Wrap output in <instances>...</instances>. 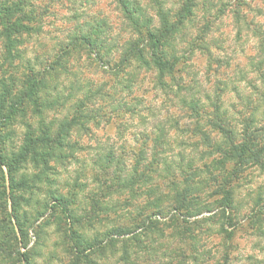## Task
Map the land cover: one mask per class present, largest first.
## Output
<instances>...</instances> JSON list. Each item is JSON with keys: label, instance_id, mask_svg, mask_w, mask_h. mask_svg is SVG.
I'll list each match as a JSON object with an SVG mask.
<instances>
[{"label": "rangeland", "instance_id": "1", "mask_svg": "<svg viewBox=\"0 0 264 264\" xmlns=\"http://www.w3.org/2000/svg\"><path fill=\"white\" fill-rule=\"evenodd\" d=\"M77 1L34 0L35 7L43 11V33L31 40L25 37L26 46L20 48L29 60L37 56L46 59L54 57L58 45L67 43L76 28L83 26L87 30L96 24L104 25L103 37L112 48L110 65L106 66L107 59L97 62L81 52L67 61L68 72L59 77L58 89L65 96L74 90L71 85L76 86L73 91L76 98L70 100V107L77 100H83L89 89L96 97L89 104V108L97 113L96 120L89 124V133L82 131L70 137L75 152L67 151V155H61L60 160H52L46 171L28 164L16 175L17 181L27 179L30 184L28 191L18 193L22 192L23 201L30 204L27 206L23 202L22 208L28 211L29 223L35 228L30 233V246L39 242L42 245L34 256L35 264H73L71 243L66 236L73 224L52 211L56 199L70 202L69 209L82 221L80 228L75 226L76 230L85 233L84 239L90 241L112 229H130L132 234L126 235V238L133 237V230L138 225L143 227L140 208H147L146 213L152 216L154 209L147 205L149 201L155 203L159 197L163 200L161 214L153 219L159 222L161 233L142 238L143 245L153 249V253H138L136 247L131 248L134 264H264V170L257 165H247L223 187L231 194V205L227 210L222 209L225 194L214 196L215 183L204 194H196L201 197L199 204L194 203L187 210L176 208L173 199H168L173 196L169 192L172 179L169 173H163L161 177L155 175L153 186L161 190L155 195L148 194V187L134 194L129 189L123 193L106 194V190L102 189L105 182L111 185V181L117 179L116 175H120V182L126 181L128 172L131 173L138 164V156L144 151L146 160L140 161L141 171L156 156L161 170L167 160L180 182L184 180L180 167L186 170L192 161L195 170L204 171L206 167L214 175L219 173L213 163L216 155L209 153L214 152V147L221 146L224 139L215 131L205 130L208 141L203 133L197 132V120L183 106L182 99L187 97L200 101L205 105L206 114L211 115L213 103L219 98L222 111L227 113L225 123L238 133L243 130L244 121L258 107L259 92L256 87L263 88L256 68L261 61L264 63L263 43L253 36L247 24L264 34V0H199L201 7L196 14L198 26L197 31L192 32V38L197 37L198 30L209 22L205 44L201 47L210 50L213 60L209 59L206 50L193 49L192 53L187 44L181 46L180 55L186 61L180 65L181 72L176 73L175 81L180 83V87L167 79L172 89L161 85L157 73L146 69L137 72L125 69L114 76L115 69L112 68L121 59V47L135 37L127 29L116 0ZM128 2L147 8L148 16L157 25V12L151 8L150 0ZM180 3L181 0H168L167 7L175 8ZM261 36L264 38V35ZM3 51L0 39V75ZM219 87L226 88L220 97L217 95ZM98 90L101 94L97 96ZM259 113L255 128L262 129L263 111ZM64 117L60 115L58 119ZM29 119L25 118L26 121ZM19 121L23 123L21 117ZM9 130L13 133L8 145L11 151L20 147L26 130L16 122ZM260 139L263 144L264 137ZM110 154L122 164L118 166L114 162L108 166L106 177L101 165L106 164V157ZM227 166L230 170L235 167L233 164ZM6 180L9 192L7 176ZM95 201L100 206L109 205V210L88 222L94 214ZM9 211H12L11 201ZM187 213L193 214L190 216ZM45 221L49 222L41 227ZM117 247L115 256L107 255L108 258L103 260L91 259L101 264H122V245Z\"/></svg>", "mask_w": 264, "mask_h": 264}, {"label": "trees", "instance_id": "2", "mask_svg": "<svg viewBox=\"0 0 264 264\" xmlns=\"http://www.w3.org/2000/svg\"><path fill=\"white\" fill-rule=\"evenodd\" d=\"M33 1L0 0V39L4 50L0 75V264H35L34 256L37 254L38 247L42 246L39 245L40 242L36 246H30V233L35 228L34 224L29 223L28 211L22 210L23 202L27 206L30 204L23 201L24 198L21 195L24 190H29L30 184L26 182L27 179L17 181L16 175L28 164L37 170L42 168L46 171L52 160L56 158L60 160L61 155H67V151L74 153L75 149L70 144L72 142L70 137L75 134L79 135L82 131L89 133V124L97 118V113L89 108V104L96 98L91 89L88 90L83 100H77L71 107L69 106L70 100L76 98V94H73L76 86L71 85L74 90L69 96H65L61 89H58L59 77L68 72L67 61L73 55L76 56L83 52L97 62H105L107 59L106 66H108L112 55V48L110 49L109 42L103 37L104 25L96 24L91 28L87 25L89 27L87 30H84L83 26L76 28L74 36L69 37L67 43L58 45V51L54 57L50 56L46 59L37 56L34 60L27 59L25 52L20 49L26 46L25 37L30 39L42 34L44 27L43 11L37 9ZM116 3L120 7L127 29L135 39L121 47L123 49L121 59L112 68L115 69L114 76H118L125 69H132L136 72L146 69L157 73L159 83L172 89L167 79L176 83V73L181 72L180 65L185 64L186 61L184 56L180 55V47L187 44L192 53H194L193 49L206 50L201 46L205 44L206 34L210 28L209 22L200 31L198 30L197 37L192 38L193 30L197 31L196 14L201 7L200 1L181 0L178 7L168 8V0H150L151 8L157 12V25L148 16L147 8L141 7L139 3L130 5L132 3L128 0H116ZM247 27L253 36L264 45V38L261 36L264 34L255 27H251L250 24H247ZM262 45L261 51L264 52ZM206 52L212 61V53L209 49ZM262 62L256 66L257 76L263 85L262 89L256 87L259 92L258 107L252 112V116L244 121L243 130L240 133L225 123L224 117L227 113L222 111L219 98L213 103L214 110L211 115L206 114L205 105L200 101L187 97L182 99L183 106L197 120V132L203 133V137L208 140L205 130H212L224 139L221 146L214 147L216 148L214 152L209 153L212 156L216 155L213 163L219 171L217 175L206 167L204 171L195 170L192 161L186 170L180 167L183 170L181 175L184 177V180L180 182L175 169L167 160L163 162L165 167L161 170L156 156L155 160L145 165L141 171V163L146 160V151H144L138 156V164L131 170V173L128 172L126 181L120 182V175H116L117 179L111 181L114 187L106 182L103 184L102 189L106 190V194L123 193L126 189L134 194L139 193L141 188L148 187V194L155 195L161 192L160 187L153 186L156 181L155 175L161 177L163 173H169L172 177L169 192L173 196L167 195L168 199H173L172 203L177 205L176 208L187 210L194 203L199 204L201 197L196 194H204L205 190L215 183L217 188L214 196L224 193L225 197L222 202L225 205L222 209H229L231 194L223 187L227 186L249 164L257 165L264 170V143L261 144L260 141V137H264V128H255L259 112L263 111L264 117V63ZM176 84L180 87V83ZM225 89L219 87L217 95L219 97L223 95ZM100 91L96 92L97 96L101 94ZM60 115L65 117L58 119ZM20 117L23 123L19 121ZM26 117L30 119L26 121ZM13 122L21 123L26 132L20 147L9 151L8 145L13 135L9 127ZM106 159V164H102L101 167L107 177V167L114 162L120 166L122 161L114 160L113 154ZM230 164L235 166L231 170L227 168ZM6 176L9 178V192ZM41 181L40 179L39 182ZM19 191L22 192L18 193ZM190 198L194 199L188 201ZM9 201L12 203L11 212ZM162 201L160 197L155 200V203L149 201L147 206L150 205L154 209L152 216L146 213L147 208H140L139 216H141L143 227L138 225L136 230H133L135 234L130 238H126V235L132 234V230L123 228L112 229L106 235L98 234L90 241H86L83 236L85 233L78 232L75 228L77 225V229L80 228L82 221L77 219L69 209L70 202L62 198L56 199L52 211L60 215V218H64L66 222L71 220L73 224L66 232L71 243L70 255L73 264H101L91 258L96 257L103 260L108 258L107 255L115 256L118 245H122L123 252L120 262L134 264L130 254L132 247H136L138 253L144 251L150 254L154 251L147 245H143L142 238H150V234L160 232L159 222L153 217L161 214ZM108 207L109 205L100 206L96 202L94 214L87 221L96 220L101 212L109 210ZM187 214L192 216L193 213ZM37 219L39 220V217ZM227 220L230 219L227 218ZM48 222L42 223L41 227ZM36 234L39 235L37 230Z\"/></svg>", "mask_w": 264, "mask_h": 264}]
</instances>
